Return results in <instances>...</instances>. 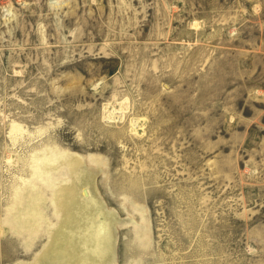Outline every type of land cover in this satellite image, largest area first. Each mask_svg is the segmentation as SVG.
Segmentation results:
<instances>
[{
	"label": "rangeland",
	"instance_id": "obj_1",
	"mask_svg": "<svg viewBox=\"0 0 264 264\" xmlns=\"http://www.w3.org/2000/svg\"><path fill=\"white\" fill-rule=\"evenodd\" d=\"M73 182L105 264H264V0H0V264Z\"/></svg>",
	"mask_w": 264,
	"mask_h": 264
},
{
	"label": "bare ground",
	"instance_id": "obj_2",
	"mask_svg": "<svg viewBox=\"0 0 264 264\" xmlns=\"http://www.w3.org/2000/svg\"><path fill=\"white\" fill-rule=\"evenodd\" d=\"M17 127L18 126L13 125L11 132H13V130L15 131V129H17ZM36 155L34 156V160L36 159L38 161L39 158H37L38 155L37 156ZM80 162H81V160L77 159V158H73V159L69 160L70 169L72 171H75ZM36 171H37L36 174L39 173L38 169H36ZM89 187L87 189H89ZM59 188H61V187H59ZM83 188H84V186L82 184L80 186H78L76 182H73V184L71 186L62 187L61 189L58 190L60 193L57 194V197H56L57 204H58V206H61L62 209H64V211H63L64 215H62L63 216L62 220L65 219L67 221H66V223L62 221L63 225H60L61 224L60 223V224H58V226H56L54 228V231L56 232V237H55L54 242L52 241L53 243L51 245L52 251L54 253V254H52L53 255V260L51 262L52 264H105V261H103V259H104L103 258V253L105 252L104 251V246H105V242H107L106 238H108L107 235L109 233L107 231V227H106L105 221L101 220V222H98L96 224L97 227H98V229H97L98 232L95 231V233L93 231H91L93 229V227H95V225L93 223L94 221H92L89 218H87V215L86 216L84 215L85 218L83 219L82 224L78 223L77 226L74 225L75 227H73L69 223V221H70L69 219L71 217V216H69L70 213H71V208H73L74 206L78 207L77 205L80 203V202L77 201V199L75 200L74 198H75L76 195H78V191L79 190L81 191ZM19 200H20V202L22 201V198L20 196L18 197V202H19ZM85 203H86V201H85ZM82 205L83 204H79V207H81ZM82 208L83 209H85V208L87 209V204H86V206L84 204V206ZM96 209H98V208L96 207ZM92 210H94V209H92ZM69 211H70V213H69ZM71 215H72V213H71ZM60 218H61V216H60ZM74 221H75V219H74ZM62 230L64 231V233H61ZM75 230H79V231L81 230L82 231V235L79 234L81 231L78 233L77 239L75 238L76 237L75 233H77ZM64 234L66 235L65 237H66V239L68 241H65L64 237L62 239H64V241L67 243V246H69V248H71L72 245L75 246L77 244V241L80 242V244L82 242V243H84L86 245V247H88L87 250L88 249H92V250H94V252L97 251V253L100 254L99 260H95V261L90 260V259L87 260L86 256H85V253H86L87 250L85 249V247H80L79 243L75 247H73V249H71V251L70 250L67 251V250H64L63 248L56 247L55 245H58V243L61 240V235H64ZM53 237H54V235H53ZM90 243H91L92 246H89ZM64 247H66V246H64ZM82 253L84 254L85 257L83 255L80 256Z\"/></svg>",
	"mask_w": 264,
	"mask_h": 264
}]
</instances>
